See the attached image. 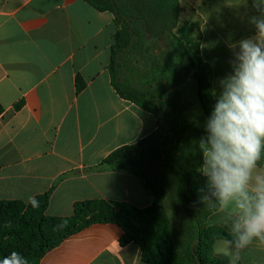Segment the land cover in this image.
<instances>
[{"label":"crops","instance_id":"0c3cea01","mask_svg":"<svg viewBox=\"0 0 264 264\" xmlns=\"http://www.w3.org/2000/svg\"><path fill=\"white\" fill-rule=\"evenodd\" d=\"M196 1L180 0L179 24L197 25L199 53L210 67L215 98V72L220 70L222 79L231 71L228 61L234 59V52L229 45L255 35L249 18L258 13L254 0H211L212 17L200 23ZM218 9L223 12L222 35ZM204 27L211 38L202 36ZM114 30L113 15L84 0H0V201L28 204L30 197L50 191L46 215L51 217H68L75 203L90 199L138 208L152 204L143 184L132 175L93 169L113 150L158 128L153 114L120 98L111 86L108 68ZM218 38L220 69L215 55ZM77 76L84 83L80 92H76ZM19 103L21 107L15 109ZM262 185L264 166L250 176L248 202L255 203ZM244 202L237 194L222 201L205 220L208 228L237 235L228 245L230 257L213 251L224 249L227 239L213 241L219 264L232 260L264 264V242L253 239L243 249L236 248L244 218L238 205ZM121 234L115 224H92L63 239L39 264H144L136 244H119Z\"/></svg>","mask_w":264,"mask_h":264},{"label":"trees","instance_id":"16d2710c","mask_svg":"<svg viewBox=\"0 0 264 264\" xmlns=\"http://www.w3.org/2000/svg\"><path fill=\"white\" fill-rule=\"evenodd\" d=\"M84 1L113 15L111 86L120 98L158 121L153 133L113 150L93 169L132 175L143 184L152 204L138 208L90 199L75 203L68 217H51L46 215L50 191L34 198L35 207L31 202L1 200L0 260L16 251L28 264H39L69 235L92 224H115L122 230L119 244H136L144 264H219L212 252L213 241H235L237 235L205 224L222 200L199 168L203 163L199 138L205 136L204 121L215 98L210 67L199 53L197 25L179 24L180 0ZM190 81L197 107L188 99ZM83 88L77 76L76 92ZM261 166L264 149L257 167ZM196 185L203 199L196 196Z\"/></svg>","mask_w":264,"mask_h":264},{"label":"clouds","instance_id":"9594fccd","mask_svg":"<svg viewBox=\"0 0 264 264\" xmlns=\"http://www.w3.org/2000/svg\"><path fill=\"white\" fill-rule=\"evenodd\" d=\"M253 7L258 15L251 16L249 23L254 26L255 35L229 45L234 52V59L228 61L231 71L220 80L215 103L204 121L206 138H199L203 160L199 168L206 182H211L224 202L237 194L244 197L245 202L238 205L244 210L243 231L236 242L238 249L251 244L253 239L264 242V185L257 190L254 204L248 202L246 192L264 149V3L254 0ZM29 201L38 206L31 197ZM240 227L238 224L237 230ZM224 243V249L213 251L230 257L231 241ZM0 264H28V260L13 251Z\"/></svg>","mask_w":264,"mask_h":264},{"label":"rangeland","instance_id":"374dc122","mask_svg":"<svg viewBox=\"0 0 264 264\" xmlns=\"http://www.w3.org/2000/svg\"><path fill=\"white\" fill-rule=\"evenodd\" d=\"M210 3H211V0H197L196 1V5L198 6V8H196V12H197V14H196V17L198 18V19H200V17H201V19H200V23H201V21L203 20V19H205L206 17H208V19H209V17H212V15H211V11H212V9L210 8V10H209V7H210ZM200 16V17H199ZM222 18H223V12L220 10V9H218L217 10V16H216V20H217V22H218V33H219V35H222V33H221V31H222V29H223V26H221V20H222ZM208 28H206V27H204V28H202V36H208L209 38H211L210 37V31H208L207 30ZM200 33H201V29H200ZM195 34L197 35V32L195 31ZM215 35V34H214ZM218 48H217V50H216V52H215V55H216V57H217V62H218V65H216V69L217 68H219L220 69V42H221V39L220 38H218ZM203 44H204V47H203V53L204 54H206V42H205V39H204V41H203ZM216 74H215V83L217 84V87L218 88H220V70H219V72L217 73V72H215ZM191 88L189 89L190 91H189V96H188V99L192 102V104H193V106L194 107H197L198 106V101H197V98H196V96L194 95V93L192 92V88L194 87V83L192 82V81H190V85H189ZM197 189L195 190V194H196V196L198 197V199H203V195H202V193H201V191H200V189L197 187V185L195 186ZM173 223H174V225L175 226H177V223L176 222H174L173 221Z\"/></svg>","mask_w":264,"mask_h":264},{"label":"water","instance_id":"95a60500","mask_svg":"<svg viewBox=\"0 0 264 264\" xmlns=\"http://www.w3.org/2000/svg\"><path fill=\"white\" fill-rule=\"evenodd\" d=\"M149 38V37H148ZM195 211H196V206H195V210H194V213H195ZM193 246V245H192Z\"/></svg>","mask_w":264,"mask_h":264}]
</instances>
